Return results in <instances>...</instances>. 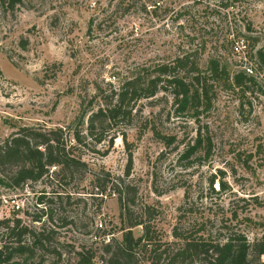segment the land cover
I'll list each match as a JSON object with an SVG mask.
<instances>
[{"label":"rangeland","instance_id":"rangeland-1","mask_svg":"<svg viewBox=\"0 0 264 264\" xmlns=\"http://www.w3.org/2000/svg\"><path fill=\"white\" fill-rule=\"evenodd\" d=\"M191 4L20 0L13 5L0 0V143L22 127L63 129L67 145H74L90 171L83 182H71L75 195L64 217L73 224L64 226L59 216L52 223L43 218L58 234L56 252H39L27 264H72V246L93 248L100 255L104 239H121L128 225L114 187L130 188L134 221H150L163 252L175 241V227L189 239L206 233L222 241L240 233L255 243L264 237V67L258 68L255 56L264 53V0L244 2L222 12L220 19L208 20L212 30L196 42L207 43L201 70L209 72V63L218 59L230 78L226 84L211 82L208 105L180 112L171 96L161 92L137 102L132 119L109 128L102 144L86 136L88 121L85 126L77 121L84 109L99 107L98 89L110 93L119 78L129 77L137 67L177 56L187 38L179 36L175 13ZM250 22L254 40L252 60H247L244 41L232 40ZM239 73L254 77L256 84L233 87L230 83ZM76 132L86 137L81 145L74 140ZM189 148L193 150L184 158ZM94 174L105 179L108 190L103 195L89 194L99 193L93 191ZM213 176L217 194L209 188ZM220 180L228 185L223 192L218 191ZM42 191H50L46 182L0 187V221L34 227L32 217L39 211L33 204ZM148 209L155 211L152 216ZM142 233V227L134 229L136 237ZM150 257L141 255L142 264H150ZM12 264L24 262L16 258Z\"/></svg>","mask_w":264,"mask_h":264},{"label":"trees","instance_id":"trees-1","mask_svg":"<svg viewBox=\"0 0 264 264\" xmlns=\"http://www.w3.org/2000/svg\"><path fill=\"white\" fill-rule=\"evenodd\" d=\"M12 1L15 5L20 0ZM189 1L193 4L182 6L175 13L179 23V36L185 35L187 38L184 45L179 47L177 56L166 63L137 67L129 77L119 78L117 89L110 93L98 89L96 99L99 98L101 101L99 107L84 109L79 115L77 121L80 125L85 126L88 121L86 136L95 140L97 144L106 141V132L113 125L132 119L134 106L139 101L155 98L161 92H165L173 99L174 107H178L180 112H185L194 106L210 103L211 82L226 84L230 80L227 68L218 59H212L209 63V72L201 70L202 56L206 52L207 43L205 40L198 44L196 42L209 35L212 30L208 27V20L220 19L222 12L252 0ZM201 5L205 7L200 9ZM160 7L161 5L156 10ZM248 25V28L244 29L245 32L237 31L232 42L235 44L237 41H244V59L252 60L249 48L250 41L254 38L250 36L251 22ZM255 56L259 60L258 68L264 67V53L260 51ZM247 83L255 85V78H248L245 74L239 73L230 84L243 90ZM262 92L264 94V91ZM84 136L83 132L74 133L75 142L78 145L83 144L86 139ZM162 139L167 140L165 137ZM111 143L113 144V140ZM73 146L69 148L67 145L63 129L41 130L30 127L20 128L18 132L0 143V187L11 184L19 188L27 186L30 182H46L50 188L49 192H40L33 204L39 211L32 217L34 227L20 228L19 225H11L9 220L0 221V264H12L16 258L27 264L36 261L39 252H56L54 244L59 240L58 234L53 229H48L46 223H42L43 218L46 216L52 223L59 216L64 226L72 225L73 222L64 217L74 200L75 193L70 191L71 182L78 179L81 183L88 179L90 173L88 164L74 153ZM192 150L193 148H189L185 151L184 158L189 157ZM54 167L56 170L52 172ZM92 178L93 191L97 190L99 193L89 194L92 196L106 193L108 187L105 179L96 174ZM216 179V176L212 177L209 188L217 194ZM114 188V193H118L123 202L122 209L128 228L123 230L121 239L115 236L108 240L104 239L100 255H97L93 248L85 251V248L78 250L72 246V253L75 256L72 264H142L141 255H150V264H186L188 260L189 264H264V237L250 243L240 233L231 234L222 241H214L206 233L202 237L189 239L184 237L179 227H175L173 229L175 241L167 243L171 250L161 251L150 221L133 219L129 200L132 196L130 188L126 187L124 191L119 187ZM227 188V183L220 180L218 191L223 192ZM123 194L128 197L125 201ZM151 211L155 212L148 209V213ZM153 214L150 213L149 216ZM39 224L42 226L37 228ZM137 227L143 228L140 237L134 234ZM13 239L15 241H12Z\"/></svg>","mask_w":264,"mask_h":264},{"label":"built area","instance_id":"built-area-1","mask_svg":"<svg viewBox=\"0 0 264 264\" xmlns=\"http://www.w3.org/2000/svg\"><path fill=\"white\" fill-rule=\"evenodd\" d=\"M55 170H56V168L54 167V168L52 169V172L55 171ZM13 204H14V208H15L18 212L21 211V206H20L19 204H17L16 201H14ZM100 227L102 228L103 226L100 225Z\"/></svg>","mask_w":264,"mask_h":264}]
</instances>
